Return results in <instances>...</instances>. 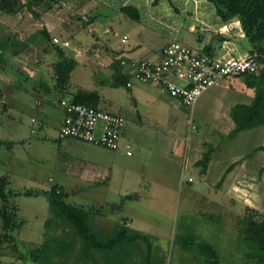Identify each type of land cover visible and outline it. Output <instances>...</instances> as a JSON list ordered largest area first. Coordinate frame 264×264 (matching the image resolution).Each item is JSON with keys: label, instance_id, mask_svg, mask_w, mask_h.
Listing matches in <instances>:
<instances>
[{"label": "rangeland", "instance_id": "obj_1", "mask_svg": "<svg viewBox=\"0 0 264 264\" xmlns=\"http://www.w3.org/2000/svg\"><path fill=\"white\" fill-rule=\"evenodd\" d=\"M53 7L55 11H61L64 18L66 16V19L76 21V10L65 5V0L53 3ZM107 8L114 10L117 6ZM36 9L40 14L43 12V7L37 6ZM36 25L37 17L28 10L17 16L0 11L1 40L10 35L15 40L17 33L27 37L35 32ZM16 47L23 50L22 56L17 57L6 48L0 59V139L6 142L0 146V174L8 175L9 188L17 192L10 195L8 206L18 207L20 252L6 245L2 249L3 264H36L31 253L42 243L48 246L44 258L52 255V264L61 261L64 264H205L206 255L197 244L189 243L191 248H185L179 242V238L189 235H196L197 239L211 243L220 252V264H253L245 255L246 247L242 243L240 229L244 215L250 210L257 218L264 217V190L262 195L251 194L247 203L240 201L242 197L215 196L212 190L197 188L194 191L201 181L200 176L188 169L182 176L184 188L180 186L179 178V184L164 186L161 184L164 177L158 178L159 184L151 183L149 186L152 180L148 175L154 157L152 159L146 149L142 151L143 156H129L121 153V150L76 141L78 148L67 153L66 147L59 141L47 137L49 135L45 131L49 132V127L37 132V119L47 109L44 104L37 103L38 77L45 78L46 83L50 79L52 84L55 83V53L45 55L44 48H22L20 43ZM82 68L80 66L75 70L73 80L77 70ZM91 72L86 67L89 83L85 85L94 81L98 84L100 77L96 74L93 77ZM129 93L127 89L120 88L110 92V95L113 94V98L128 110L129 124L139 126L137 110ZM110 95L108 93V97ZM32 118L36 121H32ZM32 128L36 129L33 133ZM157 134L154 129H145V142L159 138ZM138 156L141 161L136 159ZM66 157L68 162H65ZM68 163L75 170L84 166L95 174L109 169L113 178L106 185L99 184L96 176L87 183L85 177L62 169V165ZM190 176L194 183L188 181ZM53 183L65 186L69 194L67 200L71 203L93 207L95 226L104 234H112L123 223L124 216L130 219L131 235L125 238L110 263H106L99 251L93 250L90 255L85 253L81 237L62 217L55 214L45 194H25L26 189H48ZM135 193L137 199H126L122 209H110L112 203H119L124 195ZM4 206L0 199V207ZM97 208H101V211ZM135 230L146 234L151 250L145 240H134L132 233ZM63 242H72V245L64 251L60 250L62 252L53 250L56 243Z\"/></svg>", "mask_w": 264, "mask_h": 264}, {"label": "crops", "instance_id": "obj_2", "mask_svg": "<svg viewBox=\"0 0 264 264\" xmlns=\"http://www.w3.org/2000/svg\"><path fill=\"white\" fill-rule=\"evenodd\" d=\"M71 2H74L73 5ZM113 2L117 9H108L107 7L115 8ZM126 4H132L139 9L140 19H133L120 10ZM65 5L76 10V21L68 20L66 16L64 18L61 11H55L53 7L43 11L41 17L37 18L34 31L44 29L50 36L69 41L64 50L67 55L77 60V65L72 71L66 96L72 97L78 89L97 91V106L117 111L126 117L123 140L131 143L132 154H127L124 149L120 150L129 156L141 155L143 149L151 153L154 163L148 175L152 180L149 186L151 183L159 184L158 178L164 177L167 178L161 180L164 186L171 187L181 182L180 186L184 188L182 176L185 169H188L200 176L201 181L194 191L199 188L212 190L215 196L242 197L240 201L243 203L249 202L253 193L262 195L264 150L258 147L264 144V124L228 137L235 126L232 108L240 103H252L256 96L255 88L248 83L245 75L223 78L203 91L191 107H186L177 98L169 96L152 84L133 80L132 85L127 86L126 81L131 80L132 76L126 67L118 64L120 57L128 60L146 56L158 57L171 40L181 41L196 50L217 57L249 54L252 44L241 24L238 26L236 20L223 21L211 0H65ZM225 23H231L230 30L221 29ZM124 35L128 36L126 42H122ZM29 36L21 35L18 40L27 42V47L44 48L45 55L55 53L56 57L54 49L45 47L44 39L36 36L34 40L27 41ZM8 50L13 53L11 47ZM22 51L19 49V52L14 53L15 56H22ZM0 52H3L1 47ZM21 60L25 62L24 59ZM80 66L83 68L77 70L73 80L75 70ZM86 67L92 70V75L100 77L98 84L94 81L85 85L89 83ZM41 77H38L37 103L44 104L47 109L37 119V132L45 131L49 127V132L45 131L49 136H46L59 141L66 147L67 153L73 152L78 148L76 141L80 140L58 136L63 119L58 100L62 96L53 89L55 83L52 84L51 79L46 83L45 78ZM118 78L123 80V85L112 84ZM17 80L20 81L19 78ZM120 88L130 92L137 110L139 126L129 124L128 110L113 98V94L110 95V92H116ZM32 121L36 119L32 118ZM145 129H154L159 138L145 142ZM209 144L215 149L207 170L202 172L197 161ZM136 159L140 160V156ZM68 160L66 157L65 162ZM62 169L85 177L87 183L91 177L96 176L99 184L106 185L113 178L109 169L95 174L84 166L75 170L69 163L62 165ZM71 169L73 171H69ZM193 180L191 176L188 178L189 182L194 183ZM262 202L264 203V198Z\"/></svg>", "mask_w": 264, "mask_h": 264}, {"label": "trees", "instance_id": "obj_3", "mask_svg": "<svg viewBox=\"0 0 264 264\" xmlns=\"http://www.w3.org/2000/svg\"><path fill=\"white\" fill-rule=\"evenodd\" d=\"M60 1L62 0H0V11L10 15H16L19 12L28 10L33 16L40 18L41 14L39 10L36 9L37 6L43 7L42 11H46L53 8V3ZM211 1L214 3L217 13L221 16L223 21L231 22L236 19L240 20L244 32L252 44L251 53H257L258 59L263 64V68L259 74H244L248 79V83L255 88L256 96L252 103H240L232 108L231 114L235 126L228 134L230 138L239 131L264 124V0ZM120 10L133 19H140L139 9L132 4L121 6ZM18 36V33L15 34V40L11 35L4 40L0 39V47L3 51L0 52V59L8 47H11L13 53H17L19 52V49H16L17 43H20L22 48L28 46L27 42H19ZM36 36L37 38L40 37L45 40V47H51L55 50L56 60L54 63V73L56 81L53 89L59 92L62 97L66 96L69 89L68 85L71 80V74L77 65V60L67 55L64 50L65 46L54 42L53 37L51 38L50 34L44 29L32 33L27 41L34 40ZM112 84L121 86L123 85V80L118 78L113 81ZM72 97L77 102L97 106L99 93L97 91L78 89ZM4 143L6 142L0 139V146ZM258 148L264 150V144L260 145ZM214 149L215 147L209 144L207 150L204 151L202 157L197 161V165L201 167L202 172L207 170ZM9 183L10 178L8 175L0 174V199L5 203L4 207H0V264H3L2 249L6 245L11 246L14 251L20 252L19 234L21 222L17 219L18 207L8 206L10 195L17 192H12V189L9 188ZM67 192L68 191H66L63 185L53 183L48 189H26L25 194H45L50 201L51 208L56 212L55 214L62 217L64 221L74 229L75 233L81 237L85 253L90 255L93 250L99 251L106 263H110L114 259V255L117 253L119 246L123 244L127 236L131 235V230L129 228L130 219L124 216L123 223L118 225L112 234H104V232L95 226L94 208L71 203L67 200L69 195ZM134 197L135 194L124 195L119 203H112L113 206L110 209H113V207L114 209H122V205L126 199H132ZM97 210L101 211V208H97ZM240 234L242 243L246 247L245 255L247 260L253 262V264H264V217L261 219L257 218L250 210V213L245 214L243 217V227L240 229ZM132 236H134V240H145L149 250H151V244L147 241L146 234H142L138 230H135ZM197 238L196 235H189L179 238V242L182 247L185 248H191V245L197 244V247L206 255L205 264H220V252L208 241ZM189 243L192 244L189 245ZM56 244L53 246V250L59 252L60 250L64 251L70 247L72 242ZM47 250L48 246L44 243L34 248L31 257L36 264H52V255L45 256L49 259L44 258V254ZM20 255L21 258H24L23 254ZM59 264H64V262L61 261Z\"/></svg>", "mask_w": 264, "mask_h": 264}, {"label": "built area", "instance_id": "obj_4", "mask_svg": "<svg viewBox=\"0 0 264 264\" xmlns=\"http://www.w3.org/2000/svg\"><path fill=\"white\" fill-rule=\"evenodd\" d=\"M235 22L238 26L241 24L239 19ZM230 27L231 23H225L221 29L230 30ZM53 40L63 46L69 45L68 40L57 36ZM127 40L128 36L124 35L122 42ZM118 64L126 67L132 76L126 81L127 86L130 87L133 80L152 84L186 107H191L203 91L223 78L259 74L263 68L257 53L217 57L178 40H171L158 57L146 56L137 60L120 57ZM58 105L63 112L59 138H75L111 150L124 149L127 154H132L131 143L123 140L127 119L121 113L77 102L71 96L61 97Z\"/></svg>", "mask_w": 264, "mask_h": 264}, {"label": "water", "instance_id": "obj_5", "mask_svg": "<svg viewBox=\"0 0 264 264\" xmlns=\"http://www.w3.org/2000/svg\"><path fill=\"white\" fill-rule=\"evenodd\" d=\"M263 75H264V70H263Z\"/></svg>", "mask_w": 264, "mask_h": 264}]
</instances>
